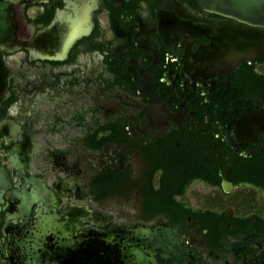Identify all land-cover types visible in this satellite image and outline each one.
Returning <instances> with one entry per match:
<instances>
[{
    "label": "flooded vegetation",
    "instance_id": "flooded-vegetation-1",
    "mask_svg": "<svg viewBox=\"0 0 264 264\" xmlns=\"http://www.w3.org/2000/svg\"><path fill=\"white\" fill-rule=\"evenodd\" d=\"M14 8L0 103V264H264V26L199 0Z\"/></svg>",
    "mask_w": 264,
    "mask_h": 264
},
{
    "label": "water",
    "instance_id": "water-1",
    "mask_svg": "<svg viewBox=\"0 0 264 264\" xmlns=\"http://www.w3.org/2000/svg\"><path fill=\"white\" fill-rule=\"evenodd\" d=\"M43 0H0V103L6 96L7 73L5 53L22 47V40L17 37L18 23L11 8L18 9L25 3ZM199 2L220 15L235 18L247 24L264 26V0H199ZM90 29L88 12L82 0H65L64 7L58 10L52 21L40 30L37 39L48 42L46 49L38 55L62 56Z\"/></svg>",
    "mask_w": 264,
    "mask_h": 264
}]
</instances>
